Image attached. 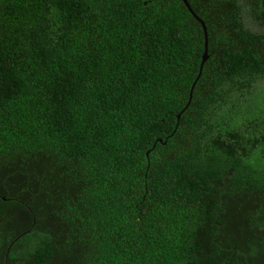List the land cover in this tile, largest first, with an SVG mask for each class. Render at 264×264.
Listing matches in <instances>:
<instances>
[{
  "label": "trees",
  "instance_id": "1",
  "mask_svg": "<svg viewBox=\"0 0 264 264\" xmlns=\"http://www.w3.org/2000/svg\"><path fill=\"white\" fill-rule=\"evenodd\" d=\"M186 1L181 110V0H0V264L264 260V0Z\"/></svg>",
  "mask_w": 264,
  "mask_h": 264
},
{
  "label": "water",
  "instance_id": "2",
  "mask_svg": "<svg viewBox=\"0 0 264 264\" xmlns=\"http://www.w3.org/2000/svg\"><path fill=\"white\" fill-rule=\"evenodd\" d=\"M181 1L184 4V6L187 8V10L189 11L191 16L199 23L200 28H201V33H202V52H201L200 59H199V62H198L197 71H196V73H195V75H194L193 79L191 80L190 85L188 87L186 102H185L184 106L181 108V110H182L186 106V104L189 102V100H190L192 86H193L194 82L196 81V79L199 76L203 61L207 57V53H206V41H207V38H206V28H205V25H204V22L202 21V19L200 17H198V15H196V13H194L192 11V9L190 8V6L188 5L186 0H181ZM178 114L179 113H176V117H178ZM1 198H3V197H1ZM6 251L4 253V258H3V263L4 264H5ZM257 264H264V260H262L261 262H259Z\"/></svg>",
  "mask_w": 264,
  "mask_h": 264
},
{
  "label": "rangeland",
  "instance_id": "3",
  "mask_svg": "<svg viewBox=\"0 0 264 264\" xmlns=\"http://www.w3.org/2000/svg\"><path fill=\"white\" fill-rule=\"evenodd\" d=\"M244 19H245V21H246V23L248 24V25H250L251 23L247 20V18L244 16Z\"/></svg>",
  "mask_w": 264,
  "mask_h": 264
}]
</instances>
